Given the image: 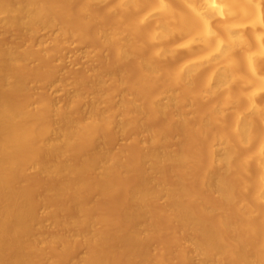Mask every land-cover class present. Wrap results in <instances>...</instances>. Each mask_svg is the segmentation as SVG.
I'll return each instance as SVG.
<instances>
[{
  "label": "clouds",
  "instance_id": "clouds-1",
  "mask_svg": "<svg viewBox=\"0 0 264 264\" xmlns=\"http://www.w3.org/2000/svg\"><path fill=\"white\" fill-rule=\"evenodd\" d=\"M102 3L107 0H40L37 20L40 26H46L43 32L49 28L59 30L55 39L35 47L29 41L20 49L19 56L11 61L9 84L56 71L61 63L53 59L57 49L76 46L77 43H68L69 35L77 42L88 36L91 26L102 19L96 12ZM132 3L144 4L147 0ZM118 4L128 8L129 0H118ZM40 26L37 32L41 31ZM129 30L128 25L120 26L122 35H128ZM197 42L196 33L181 37L176 51H189ZM230 42V37L225 38L226 44ZM143 44L149 46V57L158 66L157 71L146 73L142 64L134 60L119 77H103L104 91L99 97L90 96L82 87L100 77L97 69L87 72L85 80L78 82L79 91L67 103L59 98L65 96L70 81L44 93L34 91L40 81L32 80L29 90L12 109L10 150L21 154L20 163L29 175L51 177L54 173L44 168L41 156L52 147L61 149L62 163L91 149L99 139L110 141L105 159L95 169L96 176L109 183L106 195L126 192L133 201L161 215L162 208L173 205L166 214L168 227L158 232L146 231L140 237L159 241L145 264H188L192 247L184 239L188 226L183 231L172 227L178 218H206L214 211L229 209L250 210L253 216L259 214L258 208L264 211V107L257 114L249 103L248 94L256 85L242 62L225 58L221 67L230 72L229 83L214 94L203 81L189 79L191 62L181 66L172 51L162 47L158 40L151 42L147 35ZM215 56V51H209L204 59L212 60ZM259 88L264 94V81ZM121 92L124 100L117 104L115 98ZM97 99L96 107L77 120L71 132L50 139L55 133V121L68 114L79 115L90 100ZM142 156L148 159V167L159 174L155 189L147 193L135 186ZM250 166L257 170L254 180L248 175ZM59 171L60 165L56 169ZM250 180L259 188V199L249 193ZM87 189L84 184L79 190ZM224 189L231 194L227 201L222 194ZM112 223L110 217L101 214L95 219L91 235L76 238L77 244L90 245L92 264H131L123 256L105 252ZM86 226L87 220L82 224ZM56 246L57 241H51L41 247L55 251ZM52 264L60 262L53 260ZM256 264H264V243Z\"/></svg>",
  "mask_w": 264,
  "mask_h": 264
},
{
  "label": "bare ground",
  "instance_id": "bare-ground-1",
  "mask_svg": "<svg viewBox=\"0 0 264 264\" xmlns=\"http://www.w3.org/2000/svg\"><path fill=\"white\" fill-rule=\"evenodd\" d=\"M39 4L34 0H0V264H41L32 261L37 255L30 256L32 260L26 255L28 251L39 250L38 242L32 238V234L41 227H36L34 205L17 186L15 176L23 166L15 162L16 153L10 150L12 109L18 97L25 91L27 81L18 79L15 85L9 84L11 61L20 53L14 43L1 35L5 29H11L20 35L21 39L38 33ZM96 12L102 19L91 28H96L95 35L100 40L98 42L111 51L108 55L114 60L110 68L113 75L119 77L126 64L134 60L142 64L146 73L157 71L158 66L149 57V46L143 44V38L147 35L151 42L158 40L162 47L172 51L173 58L181 66L191 62L188 69L189 79L193 82L203 81L214 94L219 93L229 83L230 72L221 67L225 58L232 57L237 63L242 62L256 85L248 94L249 103L256 109L257 114L261 107H264V94L260 93L259 88V84L264 81V57L261 56L264 52V0H147L144 4H133L132 0H129L128 8H121L118 0H107V3L97 7ZM121 25L130 26L128 35L120 34ZM40 27L42 29L46 26ZM193 33L198 37L197 44L189 51H176L181 37ZM239 36L240 39L235 38ZM227 37L231 38L228 44L225 43ZM209 51L216 52L212 60L204 59ZM138 57H143V60H138ZM75 86L76 91H79L78 84ZM102 86L103 80L100 77L90 84L82 85L94 97L101 95ZM71 96L72 94H67L65 100L68 102ZM97 103L98 99L95 102L90 100L86 108L91 111ZM84 116L74 118L68 114L55 122V133L50 139L55 140L71 132L77 120ZM107 151L99 139L91 152L73 156L78 157V161H74L72 157L61 163V149L52 147L41 156V162L48 172L54 174L51 177L32 175L43 182V194L38 199L39 202L45 204L48 199H54L59 203L57 212L52 214L53 223L45 239L46 242L57 241L55 251L60 258V264H92L94 257L91 255L90 245L76 243L77 237L91 235L96 219L90 208L80 201L82 192L79 189L81 185L92 182L95 192L105 194L109 191L108 181L100 179L95 173L97 166L105 159ZM159 154L162 155L163 151L160 150ZM141 160L135 186L147 193L155 189L159 174L148 167L147 158L142 156ZM58 165L60 171L57 173ZM256 171L254 167H249L248 175L251 180H254ZM251 180L249 193L259 199V188ZM209 183H212L211 177ZM222 194L226 201L230 199L231 194L227 189H224ZM121 195L126 200L121 221L127 224L129 229L110 230L105 241V252L112 256H123L129 261L143 258L148 249L151 250L142 246L144 240L140 239L144 232L152 229L150 209L130 199L126 192L122 191ZM172 207L173 205H168L166 208L169 211ZM229 210L214 211L213 214H217L218 218L216 224H213L214 221L210 222L209 217L191 220L180 217L173 224L181 231L188 226L184 239L192 245L189 249V263L224 264L229 259L228 261L232 260L237 264H256L259 253L256 251V255L255 248H260L264 243V211L258 208L259 214L253 216L250 210H239L238 213L242 215L238 216V213L231 209L230 211L236 213V219L243 216L238 222H244L239 225L236 224L237 220L236 223L233 222L234 212L231 213L233 220ZM213 214L211 216H214ZM85 220L87 226L82 227ZM78 246L89 250L87 256L81 260L68 258V252Z\"/></svg>",
  "mask_w": 264,
  "mask_h": 264
},
{
  "label": "rangeland",
  "instance_id": "rangeland-1",
  "mask_svg": "<svg viewBox=\"0 0 264 264\" xmlns=\"http://www.w3.org/2000/svg\"><path fill=\"white\" fill-rule=\"evenodd\" d=\"M34 1H37L40 3V0H34ZM42 29L40 32L35 33L33 36L27 37V38H29L28 41H27L26 37L25 38L23 37V39H21V36L16 34L11 29L3 30L1 35H2V37H4V39H7L10 42L14 43L16 50L19 51L18 53H20V49L23 48L29 41H32L33 47H35L41 43L46 42L47 40L55 39L56 38V31L59 30V29L49 28V30L47 32H43ZM95 29H96L95 27L90 28L88 36L86 38L81 39L79 42L74 41L72 36L69 35L66 38L68 43L69 44L77 43V44L75 47L66 46L64 48L57 49V54L53 57L54 60L61 61V63H59L56 66L57 70L52 71V72H46L45 71V72H42L41 74H39L38 76H33L31 78V80H28L26 82L25 91L18 97V99L24 93H26L29 90V86H30L32 80L38 79L40 81V83L37 85V87H36V89H34V91H43L44 93L49 92L53 87H55L57 84H59L61 82H64L66 84L67 82L70 81L71 83L67 84L68 93L66 92L65 96L59 98V100H62V101L64 100L67 103V101H66L67 100V94H73L74 93L73 91H76L75 87H77V86H75V84H78V82L84 81L85 77L87 76V72H91V71H93V69H97L98 75H101L100 78L102 80H103L104 76H107V75L112 76L113 70L110 71V68L113 66L114 60H113V58H111V56H109L111 54V51H110V49H108V47H105V46L101 45L100 42H98L100 40L95 35ZM6 30L9 31V33L6 32ZM13 34L18 35V36H14ZM94 37H95V39H94ZM63 41H64V38H61L62 43H63ZM94 52H96V53H94ZM107 60H109L110 63ZM107 64L110 66H108ZM128 64H126V65H128ZM125 70H126V68L123 69L122 72ZM96 80L97 79L89 80L86 82V84L87 83L90 84ZM101 90L104 91L103 86L101 87ZM56 91L58 92V91H60V89L56 88ZM117 95H119V96H118V98H115V99L117 101L116 103L119 104V103L123 102V100H124L123 92L117 93ZM56 102H57L56 100H53V103H56ZM87 112H88V109L85 107L84 109H82V111L79 115H72L71 114V116L74 118H77V117L79 118L80 116L87 115ZM55 122H58V121H55ZM55 122H54V124H56ZM100 141L105 148L108 149L110 147V141H107L104 139H100ZM91 151H92V148L87 150L84 153H89ZM20 157H21V154L16 153L14 155L15 162L20 163ZM73 160L78 161V157H73ZM22 166H23V164H22ZM23 169H24V167L16 173L15 177H16L17 186L19 189L24 191V193L28 197V200L30 201V203L32 202L31 204L34 205L33 208H34L35 214H36V227H38V228L41 227V229H40L41 231L36 230L32 234V238L38 242L39 250L38 251H28L26 253V255L31 260H32L31 257H35L37 255L32 260L36 263L41 262V264H49V263L52 264L53 260L59 261V259H60L59 256L57 255V252L51 251L50 249H42L41 246L46 242V239H47L48 233H49L48 229L53 223L52 214L57 212V209L59 208V203L54 199H51V200L48 199L45 204H41L38 199L43 194L42 193V187H41L42 183H43L42 180L38 179L32 175H29ZM80 201H82V203L85 206L90 208L91 214L93 215L94 218H96L97 216H99L101 214H104V215L110 217L113 221L110 230L124 231V229H125V231H126L129 229L127 224H125L121 221V219H122V208L124 207V205H126V200H125L124 196L121 195V193L116 195V196H111V197L107 196L106 193L100 194V193L95 192L93 190V184H92V182H89L88 189L86 192H82V196L80 197ZM154 211L155 210H150V214H149L150 219H152L150 221V223L152 222V224L150 225V229L152 228L151 232H158V231L168 227V225L166 223V213L168 210L166 207L162 208L160 210V212L164 213V215H161L160 213H158L156 211L154 212ZM234 211H236V210H234ZM233 212L230 211V214ZM236 212L238 213L239 211H236ZM233 214H234L233 217H235L236 213L234 212ZM240 214L238 213V216H240ZM213 215L214 216H209L208 219L210 220V222L214 221L213 224H216V221H218L217 214H213ZM231 216H232V214L230 215V217ZM210 217H211V219H210ZM215 217L217 220L215 219ZM242 217L243 216H241V218ZM241 218L238 217L236 219V217H235V220H234V218H232V219L234 220L233 222L236 223V220L238 222V220ZM243 222H244V220L242 221V223ZM242 223H240V224H242ZM236 224H239V222ZM154 227H155V229H154ZM172 227H174V225H172ZM242 237H244V236H242ZM157 243H159V241L152 240V241L148 242V240H144L141 243V245L147 246V248H150L151 250L148 249L146 256L143 258L133 259L134 262H133V260H130L131 264H136V263L137 264H145V262L148 260V258L151 255L152 248ZM253 251L254 250H252V252ZM256 251L259 253V247L255 248V253H256V255H258ZM88 252H89V250L87 248H84L83 246L82 247L78 246V247L71 249L68 252L67 257L72 259V260H81L82 257L87 256ZM252 254L255 255L254 252ZM79 257H80V259H79ZM228 260L229 259H227L224 264H226V263L227 264H237L234 261H233L234 262L233 263L232 260L231 261H228ZM141 261H142V263H141ZM188 264H191V263L188 262Z\"/></svg>",
  "mask_w": 264,
  "mask_h": 264
}]
</instances>
